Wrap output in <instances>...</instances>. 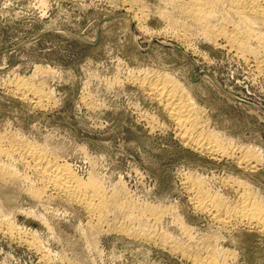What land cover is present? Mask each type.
<instances>
[{"label": "rangeland", "instance_id": "rangeland-1", "mask_svg": "<svg viewBox=\"0 0 264 264\" xmlns=\"http://www.w3.org/2000/svg\"><path fill=\"white\" fill-rule=\"evenodd\" d=\"M188 2L0 0V264H264V231L241 220L243 194L264 207V21L229 0L192 20ZM163 77L189 105L181 125L147 91ZM34 148L102 206L43 186L21 159Z\"/></svg>", "mask_w": 264, "mask_h": 264}, {"label": "bare ground", "instance_id": "bare-ground-1", "mask_svg": "<svg viewBox=\"0 0 264 264\" xmlns=\"http://www.w3.org/2000/svg\"><path fill=\"white\" fill-rule=\"evenodd\" d=\"M189 1L191 4H192V7L193 5H195V7H199V4L201 2L200 5H202V0H187ZM214 1V0H213ZM220 1V0H217V2ZM227 1V0H226ZM231 1V4L233 5L234 7V10L236 12V14L238 16H240L243 21H247V19H249V17H254V18H262L263 21H264V0H229V2ZM123 2V1H122ZM126 2V1H125ZM124 2V3H125ZM188 2V3H189ZM209 2V1H208ZM212 2V1H211ZM216 2V1H215ZM214 2V4H215ZM177 3V1H176ZM187 3V4H188ZM189 3V4H190ZM205 3H206V0H205ZM203 3V4H205ZM211 3L209 2V5ZM213 4V2H212ZM229 4V5H231ZM178 5V4H176ZM208 5V4H207ZM206 5V8L208 7ZM188 6V5H187ZM213 6V5H212ZM193 7V8H195ZM202 7V6H201ZM200 7V8H201ZM191 8V6H190ZM200 8H197L194 10V12L192 11L193 14H191V18L193 20V18L197 21H201L204 20V18L208 17V16H205V14L200 10ZM193 10V9H191ZM204 10V9H202ZM208 10V9H206ZM232 11V12H233ZM191 12V11H190ZM211 11H209L210 13ZM231 12V13H232ZM233 12V13H235ZM190 15V14H189ZM193 16V17H192ZM233 16V15H231ZM237 17V16H236ZM239 20V18H238ZM237 20V21H238ZM251 20V19H250ZM249 20V21H250ZM196 21V22H197ZM242 20H240L241 22ZM256 21V20H255ZM195 22V21H193ZM243 23V22H242ZM241 23V24H242ZM246 23V22H245ZM244 23V25H246ZM255 23V22H254ZM247 26V25H246ZM261 28V27H260ZM259 28V29H260ZM235 29V28H234ZM237 29V28H236ZM248 29V28H247ZM243 30V29H242ZM251 30V28H250ZM231 31V30H230ZM240 32V31H239ZM249 32V30H248ZM233 33V32H232ZM236 33V30L235 32ZM247 33V31H246ZM250 33V32H249ZM223 34V33H222ZM229 34V33H228ZM219 35V34H218ZM217 35V36H218ZM226 35V34H225ZM245 35V34H244ZM252 35V34H251ZM216 36V35H215ZM242 37V36H241ZM257 37V36H256ZM255 37V38H256ZM224 38V36L222 37ZM234 38V37H233ZM254 38V37H253ZM231 39V38H230ZM244 39V38H243ZM224 40V39H223ZM236 40V39H235ZM180 41V40H179ZM216 41V40H215ZM230 41V40H229ZM233 42V41H232ZM235 43V41H234ZM227 44V43H226ZM225 44V45H226ZM243 45V44H241ZM246 46V45H244ZM233 47V46H232ZM243 48V47H242ZM229 49V48H228ZM240 51V49H239ZM256 60V59H255ZM259 67V65H258ZM261 67V66H260ZM264 68V67H263ZM264 70V69H263ZM259 71V69H258ZM261 72V71H260ZM257 73V72H256ZM159 77V76H158ZM162 77V76H161ZM156 79V78H155ZM152 81V80H151ZM150 81V82H151ZM144 83H142L143 85ZM172 84V85H171ZM168 85V86H167ZM34 86V85H33ZM33 86H28L27 84H25L24 82H17L13 85L12 89H13V92L21 96H24V95H27V96H31L32 98L31 99H35V102L38 103L39 105L42 104L41 103V96L39 94V92L36 90V88H33ZM145 86V85H144ZM146 88L148 89L147 91L151 92V94H153V97L155 96L159 101L163 102L170 114V116H172L175 121H178L180 122V125L181 123H184L186 121L187 116H188V113L190 112V109H189V105H187V103H183L179 98H177V95L175 94V89H176V86L175 84H173V82H171L168 78L166 77H163V78H159V80H156L152 83H146ZM11 89V88H10ZM148 93V92H147ZM192 103V102H191ZM44 104V103H43ZM194 108V107H193ZM166 110V111H167ZM194 113H196L194 111ZM184 117L186 118L184 120ZM194 118V117H193ZM192 118V119H193ZM198 118V116H197ZM182 119V120H181ZM191 119V118H190ZM197 120V119H196ZM188 121V120H187ZM177 123V122H176ZM178 124V123H177ZM198 125V124H196ZM183 126V125H182ZM200 126V125H199ZM176 127V126H175ZM181 127V126H180ZM201 130V129H200ZM180 134V133H179ZM207 134V133H206ZM203 135V134H202ZM184 138V140H186L188 143H190L191 145H193L195 148L201 150V151H205V152H209V153H220L221 155L222 154H226L224 151L220 150L219 147L214 143V142H210L209 140L208 141H204L203 139H199L198 137H193V136H190V135H187L184 134L182 136ZM202 137V136H201ZM3 140V138H0ZM211 139V138H210ZM1 140V141H2ZM186 142V143H187ZM2 143V142H1ZM6 143V142H5ZM8 143H6L7 145ZM10 144V143H9ZM8 144V145H9ZM5 146V145H4ZM6 147V146H5ZM7 148V147H6ZM19 148V147H18ZM31 148V147H30ZM28 148V149H30ZM33 148V147H32ZM8 149V148H7ZM12 149V148H11ZM10 149V150H11ZM35 149V148H34ZM29 150L27 152L26 150V154L22 157L21 156V159L24 161V163H26L28 165V163L30 164L33 163V166H29V168L31 167L32 168V171L31 172H35V173H38L39 174V179H40V183L42 182L43 186H47L49 188H51L53 190V192H55V194H62V196H66L67 199L70 198V199H73L77 202H79V204H83L85 206V208L87 209V211H92L96 209H98L99 207L102 206L101 204V200H100V189L97 185H95L94 182L90 180L88 181H83L81 180L80 178H78L74 173H72V171L65 165H60L56 162H53V161H50V160H46L44 159V157H42V153L39 154V151H37L36 149L34 150ZM226 150V149H225ZM238 150V149H237ZM248 150V149H247ZM2 151L3 153V150L0 148V152ZM5 151V150H4ZM8 151V150H7ZM15 151V150H14ZM18 151V150H17ZM19 152V151H18ZM25 151H23V154H24ZM236 152V151H235ZM245 152V151H244ZM11 153V152H10ZM9 153V155H10ZM13 153V152H12ZM7 154V153H6ZM5 154V156H7ZM15 154H18L17 152H15ZM20 153V155H23ZM235 154V153H234ZM4 155V153H3ZM14 154H12L13 156ZM240 155V154H239ZM244 155V154H243ZM1 157H3L1 155ZM20 157V156H19ZM251 156H248V153L244 156H239V161H241L240 163H244L246 165L249 164L251 158ZM45 158H46V155H45ZM256 159V158H255ZM253 160V159H252ZM56 161V160H55ZM253 162V161H251ZM22 164V162H21ZM25 164V165H26ZM62 164V163H61ZM32 165V164H31ZM238 165V164H237ZM23 166V165H22ZM24 167H27V166H24ZM246 168V167H245ZM257 168V167H256ZM33 174V173H32ZM183 176V175H181ZM37 179V178H36ZM196 179V178H195ZM231 179V178H230ZM233 179V178H232ZM197 180V179H196ZM229 180V179H228ZM38 181V179H37ZM206 181V180H205ZM231 181V180H230ZM237 181V180H235ZM233 182V180H232ZM238 182V181H237ZM39 183V181H38ZM200 183V182H199ZM198 184V183H196ZM229 184V183H228ZM233 184V183H232ZM41 185V184H39ZM206 185V184H205ZM209 185V184H208ZM225 185V184H224ZM234 185V184H233ZM243 185V184H242ZM200 186V185H199ZM198 186V187H199ZM241 186V185H239ZM197 187V188H198ZM238 187V186H237ZM243 187V186H242ZM196 188V189H197ZM209 188V187H208ZM207 188V189H208ZM47 189V188H46ZM49 189V190H51ZM194 189V188H193ZM237 189V188H236ZM235 189V190H236ZM247 189V188H246ZM44 191V189H42ZM210 190V189H209ZM242 190V189H241ZM42 191V192H43ZM46 191V190H45ZM243 191V190H242ZM205 192V191H204ZM236 192V191H235ZM238 192V191H237ZM41 193V192H40ZM239 193V192H238ZM245 193V192H244ZM252 193V192H251ZM240 194V193H239ZM250 194V193H249ZM248 194V195H249ZM37 195V194H36ZM204 195V194H203ZM247 194H243V197L241 199H243V206L241 208V210H243V214L244 216L241 217V220L242 222L243 221H246V224H253V226L260 228L262 231H264V215L262 217V214L261 211H264V207L263 205H261V202L257 203L255 200L253 199H250L249 196ZM251 195V194H250ZM255 195V194H254ZM189 196V195H188ZM209 196V195H208ZM50 197V196H49ZM195 197V196H194ZM198 197V196H197ZM212 197V196H211ZM223 198V197H222ZM221 198V199H222ZM255 198V197H254ZM194 199V198H193ZM214 199V198H213ZM202 200V199H201ZM211 200V199H210ZM217 200V199H216ZM226 200V199H225ZM239 200V199H238ZM71 201V200H70ZM74 201V202H75ZM103 201V199H102ZM193 201V200H192ZM195 201V200H194ZM215 201V200H214ZM259 201V200H258ZM76 202V204H77ZM103 203V202H102ZM224 203V202H223ZM80 204V205H81ZM196 204V203H195ZM228 204V203H227ZM229 205V204H228ZM240 205H242V202L240 203ZM198 206V205H197ZM237 206V205H236ZM104 207V205H103ZM215 207V206H214ZM200 209V207H198ZM204 209V206L202 207ZM206 208V207H205ZM101 209V208H100ZM150 209V208H149ZM198 209V210H199ZM221 209V208H220ZM238 209H239V206H238ZM102 210V209H101ZM153 210V209H152ZM207 210V208H206ZM204 209V211H206ZM223 211V210H222ZM239 212V211H238ZM212 213V212H211ZM222 213V212H221ZM236 214V212H235ZM238 214V213H237ZM93 215H95L93 213ZM233 215V214H232ZM214 216V215H213ZM217 216V215H216ZM228 216V214H227ZM231 216V215H229ZM234 216V215H233ZM240 217V215H239ZM228 218V217H227ZM232 218V216H231ZM236 218V217H235ZM217 219V218H216ZM226 219V218H225ZM234 219V218H233ZM240 219V218H239ZM157 220V219H156ZM223 220V219H222ZM224 221V220H223ZM238 221V220H237ZM159 222V221H158ZM228 222V221H227ZM233 222V221H232ZM236 222V221H235ZM240 222V220H239ZM218 223V222H217ZM241 223V222H240ZM248 225V226H250ZM247 227V226H246ZM259 229V230H260ZM123 231V230H121ZM122 233H125V231H123ZM130 234V233H128ZM262 235V234H261ZM131 236V235H130ZM216 253V252H215ZM214 253V254H215ZM223 254V252H222ZM212 255V254H211ZM216 255V254H215ZM226 256V255H224ZM230 257V256H229ZM201 258V257H200ZM205 260H202V259H198L197 257L195 258H191L192 261L196 262L198 261L199 263L201 264H217V262L215 263L213 261V258L212 256L209 258V260H206V258H204ZM223 260V259H222ZM225 260V259H224ZM217 261V260H216ZM224 262V261H223ZM226 263V261H225ZM194 264V263H193Z\"/></svg>", "mask_w": 264, "mask_h": 264}]
</instances>
